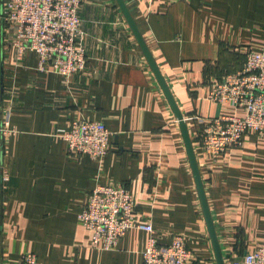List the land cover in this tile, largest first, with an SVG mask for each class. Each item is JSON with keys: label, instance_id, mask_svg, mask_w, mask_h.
<instances>
[{"label": "crops", "instance_id": "1", "mask_svg": "<svg viewBox=\"0 0 264 264\" xmlns=\"http://www.w3.org/2000/svg\"><path fill=\"white\" fill-rule=\"evenodd\" d=\"M156 61L192 142L196 117H243L208 99L210 84L237 72L247 49H264V0H124ZM0 0V119L10 180L0 189V264H143L149 234L132 229L115 249L91 246L79 221L97 185L121 183L137 220L150 218L169 244L185 238L193 264H217L179 122L117 0H83L87 68L65 80L41 72L38 56L17 58ZM221 109L220 115L218 109ZM73 120L111 133L100 163L68 151L57 135ZM219 163L198 152L207 202L225 264L264 246V136L249 133Z\"/></svg>", "mask_w": 264, "mask_h": 264}, {"label": "built area", "instance_id": "2", "mask_svg": "<svg viewBox=\"0 0 264 264\" xmlns=\"http://www.w3.org/2000/svg\"><path fill=\"white\" fill-rule=\"evenodd\" d=\"M83 0H5L3 17L14 30L13 45L18 59L27 53L38 56L41 72L60 75L68 85L73 75L87 68L84 33L79 9ZM210 102L245 111L243 117H196L202 130L198 136L200 152L219 163L225 154L241 148L249 133L264 136V49H247L244 66L210 85ZM15 133L9 114L0 119V189L10 180L4 164V145ZM57 135L67 144L69 153L89 155L102 162L109 152L111 133L103 122L73 120ZM132 194L121 183L95 187L78 219L91 233V246L113 250L132 229L148 233L142 252L143 264H193L185 238L176 234L169 244L159 242L160 235L150 218L139 222ZM24 264H39L35 254L23 255ZM229 264H264V246Z\"/></svg>", "mask_w": 264, "mask_h": 264}, {"label": "water", "instance_id": "3", "mask_svg": "<svg viewBox=\"0 0 264 264\" xmlns=\"http://www.w3.org/2000/svg\"><path fill=\"white\" fill-rule=\"evenodd\" d=\"M117 3L122 11V13L125 16V19L127 21V23L129 24L130 29L132 30L139 46L142 49V52L147 60V63L149 65V67L151 68V70L153 71L157 81L159 82L163 92L165 93V96L169 102V104L171 105V108L179 122L180 128H181V133L184 139V143H185V147L187 150V154L189 157V162L192 168V172L195 178V182H196V187H197V191L199 194V198H200V202H201V206L203 209V213L205 216V220L208 226V230H209V236L212 242V246L214 249V253H215V259H216V263L217 264H225L223 255H222V251H221V247H220V243L218 240V236L216 234V230L214 227V223L211 217V213H210V209H209V205L207 202V197H206V193H205V187L203 184V180H202V176H201V172H200V168L198 165V161H197V157L194 151V147H193V143L190 137V133H189V129L185 120V117L183 116V114L181 113L179 107L177 106L167 84L165 83V80L161 74V71L156 63V61L154 60L147 44L146 41L144 40L141 32L139 31L135 21L133 20L124 0H117Z\"/></svg>", "mask_w": 264, "mask_h": 264}, {"label": "trees", "instance_id": "4", "mask_svg": "<svg viewBox=\"0 0 264 264\" xmlns=\"http://www.w3.org/2000/svg\"><path fill=\"white\" fill-rule=\"evenodd\" d=\"M192 143H193V147H194L195 154L197 156L198 155V152L200 151L199 148H198V137Z\"/></svg>", "mask_w": 264, "mask_h": 264}, {"label": "rangeland", "instance_id": "5", "mask_svg": "<svg viewBox=\"0 0 264 264\" xmlns=\"http://www.w3.org/2000/svg\"><path fill=\"white\" fill-rule=\"evenodd\" d=\"M211 84H212V83H211ZM211 84H210V85H211ZM220 113H221V109L219 108V109H218V114L220 115ZM220 116H221V115H220ZM216 117H218V116H216ZM211 118H215V117H211Z\"/></svg>", "mask_w": 264, "mask_h": 264}]
</instances>
